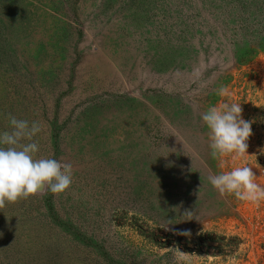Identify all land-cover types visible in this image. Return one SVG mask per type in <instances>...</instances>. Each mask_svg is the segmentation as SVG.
Returning <instances> with one entry per match:
<instances>
[{
  "label": "rangeland",
  "instance_id": "rangeland-1",
  "mask_svg": "<svg viewBox=\"0 0 264 264\" xmlns=\"http://www.w3.org/2000/svg\"><path fill=\"white\" fill-rule=\"evenodd\" d=\"M224 100L250 122L236 160L200 119ZM9 116L72 183L0 208V264H264V202L208 183L247 164L264 187V0H0Z\"/></svg>",
  "mask_w": 264,
  "mask_h": 264
},
{
  "label": "clouds",
  "instance_id": "clouds-1",
  "mask_svg": "<svg viewBox=\"0 0 264 264\" xmlns=\"http://www.w3.org/2000/svg\"><path fill=\"white\" fill-rule=\"evenodd\" d=\"M221 97L229 94L223 87L216 90ZM239 103H219L201 114L208 130L209 156L212 159L246 155L247 139L251 135L250 122L241 116ZM9 130L0 131V208L27 199L45 186L52 194L64 193L72 183V167L53 158H35L39 145L33 138L41 132L39 122L9 116ZM208 183L221 196L231 195L240 202L259 207L264 202V187L256 182L250 167L242 164L228 171L208 177ZM167 221L163 227L167 230ZM189 235L188 232L181 233ZM180 264L184 258L179 257Z\"/></svg>",
  "mask_w": 264,
  "mask_h": 264
}]
</instances>
